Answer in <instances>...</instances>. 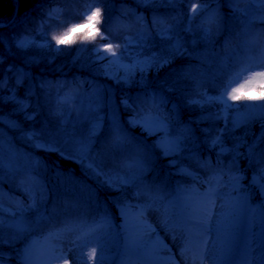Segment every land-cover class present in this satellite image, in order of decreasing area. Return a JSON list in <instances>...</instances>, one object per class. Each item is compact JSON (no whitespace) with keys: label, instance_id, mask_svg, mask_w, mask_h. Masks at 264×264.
Returning <instances> with one entry per match:
<instances>
[{"label":"trees","instance_id":"trees-1","mask_svg":"<svg viewBox=\"0 0 264 264\" xmlns=\"http://www.w3.org/2000/svg\"><path fill=\"white\" fill-rule=\"evenodd\" d=\"M87 1L0 0V20L8 21L6 27H0V99H5L0 101V124H8L3 116L16 119L24 129H30V122L36 118L43 121L42 115L44 120L56 119L50 113L49 105L41 103L53 93L50 86L56 81H61L72 92L96 85H112L123 121L119 127L105 123L96 132V143L92 148L97 157L95 161L91 158L81 161L58 148L32 145L40 157L39 172L49 192L46 216L32 226L15 230L21 235L16 241L0 239V264H22V253L32 239L42 241L51 231L66 226L71 218L82 223L106 215L126 226L128 222L118 214L119 209L121 206H136L139 194L117 180L113 165L108 162L116 155L112 140L117 134L123 135L128 145L145 157L153 192L202 186L213 176L211 168L227 160L219 150L218 130L225 126L234 108L224 104L220 90L213 89L212 84L215 70L221 66L219 58L238 46L244 37L239 1L198 0L197 15L192 16L189 5L194 0H151L148 7L143 6L141 0H101L103 22L99 27L113 46L120 45L118 58L94 50L96 45L106 46L108 43L99 38L83 46L79 43L68 47L61 45L58 51L55 39L39 33V26L55 21V17L46 15L52 6H62L60 16L65 12L79 13ZM219 3L222 11L216 17L210 16L215 22L211 44L183 29L179 33L178 45L158 39L132 54L121 39L119 30L135 28L140 18L145 19L152 30L158 25L154 23L157 20L164 23L184 16L197 26L201 18L211 14ZM200 4L205 7L200 9ZM77 22L80 17L72 20L68 27ZM256 24L264 26V11L256 18ZM11 39L17 44L26 42V46L18 48L24 53L39 52L38 59L32 61L20 56L10 47ZM30 45L36 47L27 50ZM36 102H40V109ZM158 103L165 106L176 125L193 136L199 158H211V164H196L184 146L171 139L166 118L146 119V113ZM232 103L237 104L235 108L244 105L243 100L228 101V104ZM135 110L139 111L138 115ZM262 125L264 110L229 133V137L233 136L236 141L245 139L238 152L232 154L239 160L237 169L245 182L264 168V137L252 152L247 147ZM10 128L16 130L14 125ZM123 157L128 158V155ZM229 158L228 155V169H232L235 163L229 162ZM232 172L236 169L225 174L229 176ZM19 187L21 189L17 191L31 202L32 192L25 184L20 183ZM71 213L69 219L63 218Z\"/></svg>","mask_w":264,"mask_h":264},{"label":"rangeland","instance_id":"rangeland-1","mask_svg":"<svg viewBox=\"0 0 264 264\" xmlns=\"http://www.w3.org/2000/svg\"><path fill=\"white\" fill-rule=\"evenodd\" d=\"M165 1L174 2L175 0ZM236 1H239V7L243 13L244 37L238 46L230 49L229 52L227 51L219 58V65L221 64V66L215 70L212 88L219 89L220 93L223 92L229 77L239 71L243 65L250 64L259 70V64L264 61V26L256 24V18L264 10L254 6L251 0ZM89 2L100 5L99 0H90ZM84 9L85 7L81 12ZM92 10L95 11V8ZM60 11L61 8L56 6L49 15H56ZM221 11L222 4L219 3L212 9L211 14H206L201 18L197 26L188 16H184L176 24L168 26L167 30L170 31V34L165 39L170 40L174 45H178L180 41L179 31L187 29L190 33L202 38L204 42L211 44L214 30V22L211 17H216ZM72 16L73 19H76L78 15L70 12V14L59 16L57 21L51 22L49 25L41 24L38 28L39 33L52 38L62 34ZM159 30L162 31V27ZM120 33L124 42L132 47H144L155 38H160L159 33L151 30L144 19H138L135 28H121ZM13 41L14 39H11L9 45L19 55L21 54L20 56L26 57V60L38 59L39 52L24 53L22 49L18 48L19 43ZM33 47L36 46H27V50ZM50 87L54 89L53 93L51 92L50 96H46L41 103L49 105L48 109L50 113L54 114V117H57L56 119L44 120L42 115L43 121H38L36 118L30 122V129H24L16 119L3 116L9 126L5 123L0 124V239L7 238L16 241L21 235L15 230L32 226L46 216L47 189L38 171L39 158L32 145L42 144L49 148H58L67 155L80 160L87 158L97 160L92 148L96 143L98 129L105 123L119 127L123 122L116 91L111 85H96L79 92L66 90L69 88H65L66 86L61 81L54 82ZM2 99L4 98H1L0 101ZM4 101L5 99L2 102ZM260 104H264V101H244L243 106L234 108L230 112L225 126L218 130L220 148L227 160L222 166L211 168L210 174L213 177L209 178L207 184L200 186V188L175 189L166 194L164 193L165 190L164 192H153L149 186V179L145 176L146 165L143 156L137 155V151L131 148L120 134H117L112 140V147L115 148L116 155L110 157L108 162L111 163V166L113 165L112 168L118 173L121 180L135 185L141 190L137 206H121L119 209V215L125 221L127 214L128 223L126 226L122 227L111 217L103 216L93 222L78 225H75V219L71 218L66 228L62 227L63 229L51 233L40 243L36 240L31 241L25 251L27 249L32 250L31 258L35 264H65V259L62 257L66 258L67 264H85L88 251L92 247L97 250V264H142L139 260H146V250H151L152 245L159 239L171 249V255L175 257L176 264H193L191 260H186L185 256L181 255V248L184 246L183 233L173 229L170 223L166 224L165 217L169 216L174 219L179 216L185 198L189 194L194 191L205 192L210 183L220 182L221 199L232 198L238 201L236 225L231 241L232 248L227 258V264H241L249 241L259 244L261 240L262 221L260 214L261 210L264 209V188H261L259 181L264 168L253 174L248 182L242 180L240 172H236L231 177H225L222 173L234 169L238 171L239 160L232 157V154L237 153L241 142L245 140L236 141L233 136L229 137V133L236 130L249 118L259 116L264 110L260 107H246L247 105ZM36 105L40 109V102ZM155 105L157 104H153V107ZM158 117L170 119L169 112L162 105H157L154 110L146 113V119ZM13 125L16 127L15 132L12 130L13 128H10ZM169 128L171 138L184 146L185 150L193 156L196 164L204 166L213 162L211 158L208 160L199 158L197 142L188 131L180 129L172 121H170ZM263 137L264 125L247 144L251 152ZM123 155H128L130 158H124ZM228 155H230L229 162L235 163L232 169H228ZM217 170L218 172L215 174ZM234 176L240 177L235 188H233L232 181ZM21 182L25 183L33 193V202L28 203L17 191V189H21L19 187ZM14 195L18 198L21 196V200L15 198ZM217 203L219 204L220 200ZM4 204L12 207V213L6 211L7 208L3 206ZM28 207L32 214L28 213ZM141 210L143 224L154 229V231H142L144 243L137 247L128 242V234L137 229L136 222L138 218H141ZM215 211H219V209ZM72 214H66L63 218L69 219V215ZM101 221H107V223L101 224ZM93 226H96L94 232L81 237L82 231H87ZM197 231L193 227V232L196 233ZM199 240L198 235L194 236L193 249L186 253L187 256L198 257ZM208 241L204 264H224V261L221 260L223 254L221 243L217 239L214 223L210 225ZM25 251L22 256V264ZM259 251L257 248L253 255L258 254ZM154 254L162 259H167L169 256L167 251L157 250ZM87 264H92V262L87 261ZM194 264H200V261L196 259Z\"/></svg>","mask_w":264,"mask_h":264},{"label":"snow or ice","instance_id":"snow-or-ice-1","mask_svg":"<svg viewBox=\"0 0 264 264\" xmlns=\"http://www.w3.org/2000/svg\"><path fill=\"white\" fill-rule=\"evenodd\" d=\"M197 2L189 5L190 12L192 16L197 15ZM254 6H258L264 10V0H251ZM141 4L145 7L151 6V0H141ZM200 9H203L205 5L200 4ZM95 8V11L92 9ZM101 6L95 4L94 2H89L85 5V9L81 12L80 22L75 23L71 27H67V30L63 34L55 36V46L57 50H61L60 46L65 47L71 46L73 44L79 43L80 45H87L93 43L99 38L100 40H107V45H96V51H103L108 55L118 58L117 50L120 48L119 44L113 46L112 42L108 40L106 33H102L100 30V25L103 22L102 12L100 10ZM154 23L159 24L160 21L157 20ZM8 24L7 20H0V27H6ZM167 29L162 26V34H165ZM19 47L26 46V42H20ZM252 93H257L253 95ZM220 99L224 102L227 107L235 108L236 103L228 104V101H264V61L259 64V70L250 64L243 65L239 71L233 73L226 84L224 85V90L221 93ZM246 107H260L264 109V104L260 105H247ZM240 177H232L233 188L236 187ZM260 186L264 188V172L260 174ZM220 182L210 183L209 188L205 192L194 191L189 194L182 205L179 216L174 219L172 217L166 216V224L171 225L175 230H179L183 233V244L181 248V255L185 256L186 260H191L194 264L195 260L198 259L200 264H204L205 255L208 246V233L210 231V225L213 223L216 226L217 239L221 243L222 257L221 260L224 264H227V258L231 253V241L234 235V229L236 225L237 207L238 201L232 198L221 199V193L219 191ZM220 200L218 204L217 201ZM219 209V211H215ZM261 221H262V231L261 240L257 244L254 241H249L245 248V255L241 260V264H264V209L261 210ZM127 221V214H126ZM107 221H101V224H106ZM137 229L128 234V242L131 245L140 247L143 245L144 240L142 236V231H154L149 226L143 224L142 221V210L141 218L137 219ZM193 227L198 231L193 232ZM96 230V226L89 228L87 231H82V236H87ZM198 235L200 237L198 245V257H189L186 253L190 252L194 246V236ZM78 237V238H81ZM259 248V253L253 255L256 249ZM167 251L169 256L167 257L168 264H176L175 257L171 255V249L164 245L161 240H157L155 244L152 245L151 250H146V260L144 264H158L162 259L161 257L154 254L155 251ZM31 249L25 251L23 264H35V261L31 258ZM65 264H67L66 258ZM102 258V254H101ZM87 261H91L92 264H97V250L92 247L88 251L85 264Z\"/></svg>","mask_w":264,"mask_h":264},{"label":"bare ground","instance_id":"bare-ground-1","mask_svg":"<svg viewBox=\"0 0 264 264\" xmlns=\"http://www.w3.org/2000/svg\"><path fill=\"white\" fill-rule=\"evenodd\" d=\"M69 25V24H68ZM68 25H67V27H68ZM67 30V28L65 29V31ZM134 113H136V115H138V113H139V111H137V110H135V112ZM123 123V122H122ZM14 191V190H13ZM14 193V192H13ZM68 210H70V207H68ZM198 252V251H197ZM135 258H136V256H135ZM137 260H139L138 258H136ZM142 264H144V261H142V260H139ZM158 264H168V261H167V259H162V260H160L159 262H158Z\"/></svg>","mask_w":264,"mask_h":264}]
</instances>
